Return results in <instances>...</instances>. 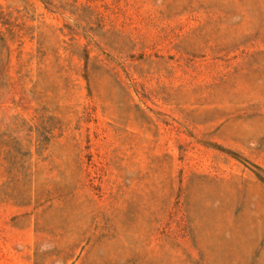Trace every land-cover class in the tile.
<instances>
[{
    "label": "rangeland",
    "instance_id": "obj_1",
    "mask_svg": "<svg viewBox=\"0 0 264 264\" xmlns=\"http://www.w3.org/2000/svg\"><path fill=\"white\" fill-rule=\"evenodd\" d=\"M0 264H264V0H0Z\"/></svg>",
    "mask_w": 264,
    "mask_h": 264
}]
</instances>
